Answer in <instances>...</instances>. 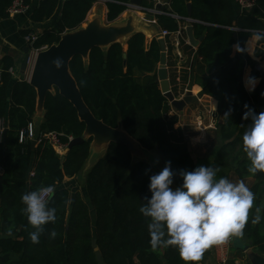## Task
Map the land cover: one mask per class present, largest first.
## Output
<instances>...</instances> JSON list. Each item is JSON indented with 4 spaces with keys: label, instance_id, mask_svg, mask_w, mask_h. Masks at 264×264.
I'll return each instance as SVG.
<instances>
[{
    "label": "trees",
    "instance_id": "16d2710c",
    "mask_svg": "<svg viewBox=\"0 0 264 264\" xmlns=\"http://www.w3.org/2000/svg\"><path fill=\"white\" fill-rule=\"evenodd\" d=\"M13 0H0V17H8L7 9ZM61 0H37L31 13L34 23L51 22L32 45L35 49L56 44L65 32L77 29L86 19L94 0H64L58 16H54ZM129 0H107L106 20L113 22L125 10ZM170 13L192 18L193 37L199 40L196 52L188 48L185 68L177 75L170 74L171 91L181 85H197L201 94L217 102L216 127L220 147L216 152L217 179L226 177L227 170L243 181H254L249 188L255 193L252 209L244 229L246 244L264 257V172L255 175L248 171L250 161L242 147V136L251 120L242 119L247 104L257 114L264 112V91L245 90L242 76L245 66H250L251 76L260 77L257 65L242 51L247 39L264 31V0H254V7L237 12L232 0H190L187 11L185 0H168ZM32 0H25L31 4ZM151 6V5H149ZM158 26L175 32L184 20L169 16L157 17ZM29 35V34H28ZM241 49L233 54V46ZM255 57H261L258 48ZM122 44L114 43L106 50L93 48L85 63L75 56L69 63V71L76 81L84 103L93 116L111 128L123 129L145 150L158 152L163 163L171 161L176 173L174 184H182L181 170L195 169L188 140L184 131L176 127L178 116L162 95L157 80L160 47L156 38L148 46L144 34L137 32ZM126 54V59L123 54ZM169 55V52H168ZM183 55V57H184ZM192 65L190 66V57ZM0 72V122L7 120L5 135L0 139V255H13L17 264H98L91 240H96L104 264H185L174 247L150 246L149 218L139 208L150 197V176L156 174L145 161L131 163L129 149L110 143L106 154L90 169L86 177V192L95 211L94 232L89 207L79 193L70 200L69 191L60 188L64 178L78 175L89 155L92 138L67 151L61 160L54 148L43 139L32 148L31 141L19 143V135L32 123L36 113V91L27 81L13 80L8 73L12 67L9 58L3 60ZM173 67V64L169 63ZM43 121L36 134L55 132L61 144H68V137L84 136L85 125L77 116L71 103L57 89L46 93L43 103ZM228 114V115H226ZM33 171V176L29 173ZM54 185V196L49 206L56 208V222L45 226L39 243L33 244L29 233L34 229L21 211V196L42 186ZM259 208L262 219L251 223ZM12 229V235H6ZM55 239L49 238L52 230ZM212 249L205 251L199 264L212 259ZM0 264H3L0 262ZM11 264V263H10ZM215 264L216 263L215 261Z\"/></svg>",
    "mask_w": 264,
    "mask_h": 264
},
{
    "label": "clouds",
    "instance_id": "9594fccd",
    "mask_svg": "<svg viewBox=\"0 0 264 264\" xmlns=\"http://www.w3.org/2000/svg\"><path fill=\"white\" fill-rule=\"evenodd\" d=\"M256 40H264V31L254 33ZM237 52L239 44L234 46ZM59 59L54 61L57 68ZM259 79L246 76L244 85L253 92ZM242 116L251 120L242 136V147L250 165L248 171L255 175L264 172V112L257 114L247 104ZM228 115V114H226ZM219 169L198 166L192 171L181 170L182 184L173 188L176 173L171 161H166L161 171L150 176L151 193L140 208V213L149 218L150 246L155 251L160 247H174L185 264H199L205 251L214 245H222L231 237H243L249 211L253 207L255 193L243 182H232L226 177L217 179ZM54 185L42 186L21 196L22 212L33 231L29 233L33 244L39 243L45 226L55 223L56 208L49 206L54 196ZM252 219L253 225L261 222L260 209ZM12 229L6 235L11 236ZM57 232L49 233L55 239Z\"/></svg>",
    "mask_w": 264,
    "mask_h": 264
},
{
    "label": "crops",
    "instance_id": "0c3cea01",
    "mask_svg": "<svg viewBox=\"0 0 264 264\" xmlns=\"http://www.w3.org/2000/svg\"><path fill=\"white\" fill-rule=\"evenodd\" d=\"M36 1L37 0H32L31 4H29V10L26 14H18V15H15L13 17L8 16L6 18L0 17V72H1L3 64H4L3 60L5 58H9L12 61V67H10L8 69V72L10 69H12V75L11 76H12L14 81L15 80H17V81L23 80L24 81L25 77H26L27 68H25V71L22 70V68H21L22 63L24 61V57H25L24 52L26 51V49H29L28 44L25 41V37L28 34H35V35L40 36L43 32H45L46 30H48L51 27L50 21H46L43 23H34L31 20L30 16H31L32 10L35 7L34 5L36 4ZM63 1L64 0H61L60 3L58 4L59 6L57 7L55 14H54L55 17L59 15ZM160 1H162L163 3H166L167 7L170 11L171 7L169 4V1L168 0H160ZM236 1L237 0H232L231 2L233 3L237 12H239V13L246 12V11H241L239 9ZM185 2H187V6L190 5V11H191L190 0H185ZM128 3H129V1H128ZM140 5L146 6V7H151L153 5V3H152V0H143ZM149 5H151V6H149ZM187 11H188V7H187ZM96 12H97L96 17L100 20V22L103 25L120 24L121 20L126 21L128 17H132L136 32H140V33L144 34V36H145L146 46H148L149 43L151 42V40L154 38H156L157 40L163 38L164 42H165V47H166V68H167V72H168V80L169 81H170V74H171L172 69H174V72L176 73L177 72L176 69L180 68V70H179V73H180V71L185 68L184 67L185 61L188 58L186 55H184L185 53L183 52V50H185V48H188L189 52H192V54H194V52H196V47L198 44L195 47L191 46L190 43L186 44V42H185L186 40L189 42V40L186 36V32L184 34L185 37L182 36V37L177 38L173 34L170 36L162 37L161 31L163 29H161L158 26V22H157L158 16L157 17L147 16V15L136 14V13L124 10L117 17V19H115L111 23H108L106 20V14H107L106 4L93 3L91 9L87 13L85 21L79 27H84L92 19L96 18V17L90 18L91 14L96 13ZM152 21H154V22H152ZM197 23H199V21ZM183 26L184 25H178V29L182 28ZM191 27H192V25H191ZM171 33H174V32H171ZM183 37H184V39H183ZM182 40H184V41H182ZM125 42L121 43L124 49L126 48ZM234 46H233V54L236 52V49ZM257 46H258V40H256L254 35H253L247 39V41L244 44L242 51L246 54V56L249 59L253 60L255 62V64L257 65L260 77L258 78L259 83L257 84L255 89L259 88L262 91V88H263L262 81L264 80V44L262 46L258 47L262 50L261 57H255L254 56V51L256 50ZM28 52H29V50H28ZM168 52H169V55H168ZM183 55H184V57H183ZM86 62H87V60H86ZM189 62H190V66H189V69H190V67L192 65V56L190 57ZM169 63L173 64L174 66L173 67L169 66ZM250 74H251V68H250V66L247 65V66H245V69L243 71V76H242V83H243L244 88H245L244 80H245L246 76H249ZM176 75H177V82H178L179 74L176 73ZM169 85H170V82H169ZM194 88H197L198 92L194 93L193 92ZM170 89H171V85H170ZM187 90H190L192 92V95H194L198 98V101L185 106V108L183 109L184 115L182 117L183 124L180 125V128L184 131L185 128H187V127H193V128H191V133L190 134L186 133L185 136L188 140V144H190L189 150H190L191 157L194 161L195 168L198 166H201V165H204V166L214 165L216 152L218 151L220 144H221L219 136H218V129L216 127V115L215 114L217 111V102L213 98H211L207 95H202L201 94V88L197 85H192L191 87L186 85L185 89L183 91V95H184L185 91H187ZM245 90L247 91L246 88H245ZM182 96H179V97L176 96L175 97V95H174V97L177 99L181 98ZM192 104H197V106L192 107ZM190 108L193 109V111H191ZM171 109H172L174 114H176L177 116L179 115V117H180V114L174 108H171ZM43 115H44V111H42L41 113L36 112L35 115L33 116L31 124L33 125L35 130L38 127V125L43 121ZM199 115L204 119V121H202V123H201L202 126H200V128H196L194 126V119L196 120V117ZM187 117H191L192 119L187 120L188 124L184 125ZM3 122H4L5 128H6L7 120L3 119ZM202 129H204V131H202ZM187 136H189V137H187ZM36 146L37 145H34L32 148H35ZM107 147L108 146H102L100 148L94 147L92 145V142H91L90 149H89V155H88V157L85 161V164L83 165V168L81 169V171L78 173V175H76L74 177L64 178V180L60 186V188H63V189H66L69 191L70 200H72L73 195L76 192L81 195L84 202L89 207V212H90V215L92 218V225H93L92 230H93V232H94L95 211L91 207L90 200H89V197H88L87 192H86V177H87V174L89 173L90 169L94 166V164L99 159H102L105 156ZM141 149L144 150L143 148H141ZM67 151H68V148L66 147L65 150H61L58 152L55 151V153L62 160L64 158V156L66 155ZM145 151H149V150H145ZM153 151H155V150H153ZM148 158H149V156H148ZM90 159H91V161L89 162ZM131 160L133 161V156H131ZM134 160H135V162L131 161L132 164H135L138 161H145V162L148 161L150 166L152 167V162L155 161V157H154V155H152L150 157V161L146 160V159L142 160L139 158H135ZM159 169L162 170L161 168H159ZM153 170L157 173V171L155 169H153ZM232 171H233V169L227 170V172H229V180L232 182H239L240 180H238L236 176L234 177L231 174ZM30 173H33V171H31ZM1 174H2V171H0V175ZM29 177H31V176L29 175ZM243 182L249 187L254 181H252L251 178H247V179L243 180ZM172 187L175 188L177 186L173 183ZM240 238L243 240V243L246 245L247 240L245 239V237H240ZM251 251L256 252L253 248L251 249ZM212 254H213L211 256L212 259L207 258V260L205 261L204 264H215L216 258H215L214 252ZM241 254L244 255V257H245V252L242 251ZM231 257H232V255H231ZM17 261H18V258L17 257L15 258V256H13V255H9V256L0 255V262H2L3 264H10V263L11 264H17ZM232 261H233V264H241V262H242V261H239L238 259H235V258H233ZM242 264H243V262H242Z\"/></svg>",
    "mask_w": 264,
    "mask_h": 264
},
{
    "label": "water",
    "instance_id": "95a60500",
    "mask_svg": "<svg viewBox=\"0 0 264 264\" xmlns=\"http://www.w3.org/2000/svg\"><path fill=\"white\" fill-rule=\"evenodd\" d=\"M143 0H129L133 6H140ZM188 13L190 14V5ZM158 9L169 10L168 7L157 6ZM149 19V18H148ZM150 20V19H149ZM186 36L191 46L195 47L201 40H196L193 37L192 27H186ZM137 33L133 24V18L128 17L123 24L103 25L96 17L88 22L84 27L65 32L61 35L56 44L51 45L44 50H41L34 59L32 69L29 74L28 83L36 91V112L43 111V103L46 93L58 90V93L68 100L76 110L77 116L85 125L84 136L73 138L67 145L68 150L81 144L84 138H92L94 147L108 146L110 143H117L126 146L131 155L148 160V155L144 154L138 142L132 139L121 128H111L105 125L102 121L96 119L87 105L84 103L76 81L69 71V63L75 56H80L84 62L88 60L89 52L93 48L107 49L114 43L125 42L131 35ZM160 47V61L157 68V80L162 95L168 100L171 107L174 108L180 116L183 114V109L186 105L195 103L198 98L192 95L190 90L185 91L184 95L177 99L171 92L168 72L166 68V47L164 39H158ZM29 49H26L22 70L25 71L26 62L29 58ZM126 59V54H123ZM59 59L62 63L59 68L54 64V61ZM262 91H264V80L262 81ZM5 131L3 135H5ZM35 145V141H31V146ZM149 163L148 161H146ZM95 259L98 264H104L101 254L96 244V240H91ZM243 252L248 257L250 264H264V257L258 252L251 251L248 245H243Z\"/></svg>",
    "mask_w": 264,
    "mask_h": 264
},
{
    "label": "built area",
    "instance_id": "2783aa9c",
    "mask_svg": "<svg viewBox=\"0 0 264 264\" xmlns=\"http://www.w3.org/2000/svg\"><path fill=\"white\" fill-rule=\"evenodd\" d=\"M237 5L239 7V9L241 11H249L254 7V0H237ZM94 3H101V4H106L107 0H94ZM153 5L151 7H146V6H133L130 3H126L125 4V10L136 13V14H143V15H147V16H160V15H164V16H169L172 17L176 20H184L185 24L182 28H179L176 30V32L171 33L169 31L166 30H162L161 31V36L162 37H166V36H170V35H175L177 38L178 37H182L185 34V30L186 27L188 25H192L194 23H197L198 21L192 18H181L178 16H175L173 14L170 13L169 10H163V9H158L157 6H164L167 7L166 3H163L160 0H152ZM29 10V5L25 3V0H13L11 5L8 7L7 9V13L9 17H13L15 15L18 14H26ZM154 22V21H152ZM186 25V26H185ZM38 35L35 34H29L25 37V41L28 44L29 47V58L26 62V68H27V73H26V77H25V81L28 82V78H29V74L30 71L32 69V65L34 62V59L36 58L37 54L41 51L44 50L45 48H41V49H35L32 47V45L35 43V41L38 39ZM185 37V36H184ZM183 37V39H184ZM184 41V40H182ZM186 44H189V42L186 40L185 41ZM10 75H12V69L9 70ZM5 131V124L3 122V120L0 122V139L2 137V134ZM45 139L46 141H48V143L54 148V150L56 152L61 151V150H65L68 144H61L58 136L55 132H48V133H44V134H36L34 127L32 124H28L27 128L25 130H22L20 132L19 135V143H23L26 140L29 141H35V145L41 143V141ZM72 137H68L69 142L72 140ZM68 142V143H69ZM0 171H2V169L0 168ZM30 176L33 175V173L29 174ZM233 242H234V237H231L227 240V242H225L222 245H214L211 247L212 251L214 252L215 258H216V262L218 264H228L231 260V255L229 253L231 250V246H233Z\"/></svg>",
    "mask_w": 264,
    "mask_h": 264
},
{
    "label": "rangeland",
    "instance_id": "374dc122",
    "mask_svg": "<svg viewBox=\"0 0 264 264\" xmlns=\"http://www.w3.org/2000/svg\"><path fill=\"white\" fill-rule=\"evenodd\" d=\"M96 16H97V12L91 14V17L90 18L96 17ZM124 22H125V20H121L120 21V24H123ZM28 53H30V51ZM176 70H177L176 73L179 74L180 68H177ZM182 95L183 94H181V85H180L179 90L176 92V96L179 97V96H182ZM193 106H197V104H192V107ZM190 110L193 111V109H191V108H190ZM172 113H173V111H172ZM183 115L184 114H182V116H180V117L178 115V123H177L176 127H180V125L183 124V119H182ZM189 119H192V118L191 117H187L184 125L188 124V121L187 120H189ZM202 121H204V119L200 115L197 116L196 117V120L194 119V126L196 128H200V126H202L201 125ZM191 128H193V127H187V128H185L184 133L185 134L186 133H189L190 134L191 133ZM202 131H204V129H202ZM187 137H189V136H187ZM189 146H190V144H189ZM143 153L144 154H147L149 156V158H148L149 161H150V157L152 155H154L155 161L152 162V169H155L157 171V173H158V171H161L159 168L163 169V167L165 166V164L163 163V161H162L161 157L159 156L158 152H156V151H145L144 150ZM135 158L136 157L133 156V161L132 160L131 161L132 162H135V160H134ZM90 161H91V159L89 160V162ZM246 244H249V243L246 242ZM243 245H244L243 240L240 237H234L233 246H231V250H230L231 253H229L230 255H232V257L230 256L231 257V260H230L229 264H231V263L233 264V261H232L233 258L238 259L239 261H242L243 264H250L247 255L245 254V257H244V255L241 254V252L243 250L242 249L243 248ZM250 248H252V247H250ZM242 262H241V264H242Z\"/></svg>",
    "mask_w": 264,
    "mask_h": 264
},
{
    "label": "bare ground",
    "instance_id": "6f19581e",
    "mask_svg": "<svg viewBox=\"0 0 264 264\" xmlns=\"http://www.w3.org/2000/svg\"><path fill=\"white\" fill-rule=\"evenodd\" d=\"M193 92L195 93V92H198V89L197 88H194L193 89Z\"/></svg>",
    "mask_w": 264,
    "mask_h": 264
}]
</instances>
